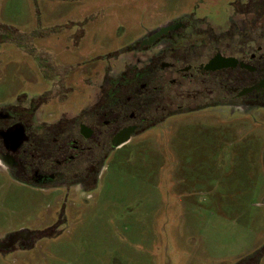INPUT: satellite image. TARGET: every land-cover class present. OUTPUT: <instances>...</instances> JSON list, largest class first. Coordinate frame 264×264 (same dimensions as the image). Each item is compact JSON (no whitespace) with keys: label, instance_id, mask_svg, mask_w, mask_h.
Returning a JSON list of instances; mask_svg holds the SVG:
<instances>
[{"label":"rangeland","instance_id":"374dc122","mask_svg":"<svg viewBox=\"0 0 264 264\" xmlns=\"http://www.w3.org/2000/svg\"><path fill=\"white\" fill-rule=\"evenodd\" d=\"M225 1L0 0V105L30 94L36 74L51 86L77 55L109 64L176 18L213 24ZM219 110L173 118L109 151L80 200L0 165V236L27 229L35 239L0 264H264V110Z\"/></svg>","mask_w":264,"mask_h":264},{"label":"flooded vegetation","instance_id":"af4514ba","mask_svg":"<svg viewBox=\"0 0 264 264\" xmlns=\"http://www.w3.org/2000/svg\"><path fill=\"white\" fill-rule=\"evenodd\" d=\"M222 5L213 24L176 18L110 54L109 64L107 55H77L67 73H52L51 86L34 75L41 81L30 94L0 105V165L23 184L66 187L80 200L109 151L176 117L216 107L262 114L264 0ZM46 101L64 107L47 112ZM34 241L27 229L0 236V255Z\"/></svg>","mask_w":264,"mask_h":264}]
</instances>
